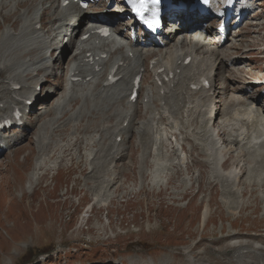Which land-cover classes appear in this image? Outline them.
<instances>
[{"label":"rangeland","instance_id":"1","mask_svg":"<svg viewBox=\"0 0 264 264\" xmlns=\"http://www.w3.org/2000/svg\"><path fill=\"white\" fill-rule=\"evenodd\" d=\"M246 4L249 9L245 22L238 29L229 23L227 39L221 47L236 57L246 71L262 78L264 0H247ZM118 6L121 7L120 1L112 0L98 10L114 16L112 10ZM192 17L195 18L191 14L187 20ZM115 20L120 23L118 27L130 22L123 17ZM2 29L3 26L0 33ZM242 55L246 57L240 58ZM247 77L244 74L241 81ZM143 79L148 81L149 76ZM241 81H235L234 85L242 84ZM256 92L259 93V88H250L247 94ZM259 98L264 104V94ZM42 101H36L33 109L40 107ZM139 114L137 121L146 117L141 111ZM107 116L87 123L85 119L76 126L75 133L65 129L54 134L49 146L40 151L33 144V127L9 129V133L14 130L19 135L25 133V138L0 151V264H111L115 260L130 264H190V259L191 264L199 259L229 264L218 253L233 242L246 241L264 247V152L258 161L244 152L241 157L237 156L238 151L231 152L227 168L222 169L219 160L226 146L210 125L206 131L212 135L217 151L215 166L211 160L205 164L206 158L193 150L189 142L185 150L181 148L178 122H158L152 133L142 137L144 144L146 138L150 139L145 160L140 158L143 148L138 145L137 135L132 131L126 134L124 154L113 170L116 182L105 187L102 175L100 180L88 178L86 158L71 159L70 154L77 153L73 143L79 144L78 155L87 157L88 152L93 153L95 141L101 137L100 127L114 122ZM167 142L168 146L164 145ZM108 144L102 148L108 150ZM169 150H175L177 159ZM177 160L187 161L191 172L187 174L182 166L175 173ZM240 166L241 182L236 180L235 193L229 194V186L219 176L213 179L214 173L225 175L230 169L228 173L236 176L240 174ZM197 176L201 177L200 183L194 181ZM86 179L88 182L84 184ZM212 180L218 185L211 187ZM28 184L34 188L32 194ZM203 212L208 214L204 224Z\"/></svg>","mask_w":264,"mask_h":264},{"label":"bare ground","instance_id":"2","mask_svg":"<svg viewBox=\"0 0 264 264\" xmlns=\"http://www.w3.org/2000/svg\"><path fill=\"white\" fill-rule=\"evenodd\" d=\"M111 1L95 0L88 4L87 9H82L75 0H0V28L3 26L0 33V117L11 114L18 107L22 117L17 124L22 128L33 127V144L40 151L49 146L54 134L65 129H72L71 133H75L76 126L85 119L87 123L108 114L106 119L113 118L114 122L100 127L101 137L95 141L93 153L88 152L87 157L78 155L79 144L73 143L77 153L70 154L71 159L86 158L88 178L100 180L102 175L101 183L105 187H112L116 182L113 170L116 161L124 154L126 134L132 131L137 135L138 145L143 148L140 158L145 160L150 139L146 138L144 144L142 137L152 133L156 123L169 120L180 124L181 148L185 150L189 142L193 150L206 158L205 164L211 160L215 166L218 159L212 135L206 131L208 125L215 129V136L226 146L219 160L222 169L227 168L226 160L234 151H238V157L244 152L251 155L252 160H261L264 140L258 144V151L249 143L252 136H260L259 127L264 129V105L259 100L262 93L254 95L247 94V91L250 88L264 90V75L255 77L241 67L236 57L222 49L224 42L220 38L209 37L206 40L196 31L190 32L193 27H202L197 23L198 16L193 21H184L180 27L169 24L172 29L144 45L137 39L133 41L129 39L131 31L123 34V29L132 30V25L114 26L115 18L119 20L126 15L124 7L112 10L116 13L114 16L98 10L100 5ZM65 2L67 4L64 5ZM174 16L183 19L182 12ZM84 20L87 23L81 26ZM97 24L109 27V36L101 38L96 35ZM82 34H88L87 38L80 39ZM217 35L221 37L220 33H215L214 37ZM188 58L189 63H185ZM114 68L118 81L114 85H105L107 74ZM244 74L248 77L241 81ZM136 75L149 76V80L141 79L139 96L131 102L129 98ZM259 79L263 81L259 82ZM235 81L242 84L235 86ZM203 82L208 85L204 86ZM47 83L49 87H46ZM37 86H40V91H37ZM39 100H43V104L34 108L39 110L37 112L33 104ZM241 107L244 110H240ZM140 111L146 117L137 121ZM161 113L167 115L162 116ZM223 132L224 135L220 136ZM24 135H19L17 130L0 132V147L9 148L19 143ZM104 139L108 141L104 142ZM107 143L108 150L103 149ZM169 152L177 159L175 150ZM182 166L187 174L191 172L187 161L177 160L175 173H179ZM229 171L227 169L225 175L215 171L213 179L219 176L222 183L229 186L230 192L227 193L234 194L233 185L236 180L241 182L242 167L237 177ZM106 174L109 175L105 177ZM31 180L33 182L32 175ZM194 181L200 183L201 177L197 176ZM87 182L86 179L84 184ZM210 184L211 187L218 185L215 180ZM30 187L28 184L27 188ZM89 188L94 189L93 186ZM31 189L32 194L34 188ZM207 217V212H203V224ZM245 242H233L218 254L224 256L229 264H264V247ZM188 262L191 264L193 261L190 259ZM193 264L211 263L199 259Z\"/></svg>","mask_w":264,"mask_h":264},{"label":"snow or ice","instance_id":"3","mask_svg":"<svg viewBox=\"0 0 264 264\" xmlns=\"http://www.w3.org/2000/svg\"><path fill=\"white\" fill-rule=\"evenodd\" d=\"M155 2H158V0H155Z\"/></svg>","mask_w":264,"mask_h":264}]
</instances>
